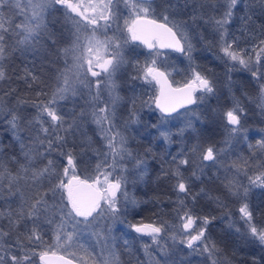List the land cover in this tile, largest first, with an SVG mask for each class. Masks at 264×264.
<instances>
[{"label": "snow or ice", "instance_id": "snow-or-ice-1", "mask_svg": "<svg viewBox=\"0 0 264 264\" xmlns=\"http://www.w3.org/2000/svg\"><path fill=\"white\" fill-rule=\"evenodd\" d=\"M193 2L196 5L193 9V22L200 19L205 24L213 25L214 31L219 34V47L222 53L220 58L226 63L231 62L230 70L239 64L249 69L252 76L261 82L260 106L264 108V64H261V54H264V38L259 39V42L252 47V51L257 53L255 60L257 66L252 67L250 66L252 58L247 55L248 50L240 47L239 38H229L225 27L231 21L234 10L241 0H224L225 10L220 18L205 17L203 14L202 10L206 6H211L212 0H184L186 6ZM121 3L130 11V18L125 20V26L131 40L139 41L149 49L171 48L185 53L191 62L193 45L186 29V21L177 22L172 17V10L178 7L173 0H163L159 5L155 4L154 0H0V81L6 79L4 61L10 54L8 40L13 37H16L12 45L13 50H16L19 45H24L23 50L40 48L45 52L52 51L63 57L72 54L76 81L79 87L88 89L91 102H93L92 120L98 126L99 134L106 141L108 149V152L103 154V160L97 163L95 179H81L76 174L75 157L71 151H64L68 146V135L72 134L76 127V121L73 120L65 127L64 116L52 106L58 101L68 99L69 96H76L79 92V87L70 82L66 72L58 75L57 87L47 103L37 104L17 100L19 106L31 103V106L35 107L38 112L35 122L40 124V128L38 134L32 139L35 147H27L19 134L20 124L25 117L20 114V111L6 109L0 104V116L6 118L9 130L12 131L14 139L19 142L23 157V162H21L13 154L6 161L4 148L0 146V200H3L6 195L11 198L17 194L20 199L15 210H0V219L8 220L7 231L0 225V241H2L0 243V264H35L34 257L36 256L40 264H73L72 259H66L64 255L58 256L51 248L36 251L45 243L46 229L51 232L55 247L69 251L78 246L90 258L95 259L94 248L89 252L81 242V237L89 229H93L98 239L105 238L102 236L104 229H100L101 223L107 226L108 221L114 223L119 219L117 214L120 208L117 193L126 181L123 177L115 180L109 179L112 173L106 169L111 167L115 170V157L119 156L123 159L125 155L131 156V152L125 147L126 140L120 137L118 131H113L116 106L121 100L116 93L117 84L114 77L125 63V59L121 54L117 39L108 37L107 31L113 26L118 27ZM253 3L264 6V0H253ZM56 6H61L66 10V21H71V29H66L63 25L58 27L60 24L58 20L49 19ZM245 7H248L247 3ZM157 8H160L161 19L155 15ZM242 19L250 21L252 16L247 15ZM101 35L105 38L101 39ZM62 43L65 46L62 47ZM192 73V78L183 87H173L168 82L166 74L156 68L155 59H152L151 66H145L142 79L147 84L155 82L159 86V95L153 102L161 113L170 115L178 108L197 104L198 101L202 102L207 95L214 94L215 89L209 78L195 68L192 69ZM24 79L27 83V77ZM32 79L35 80V76ZM93 87L95 88L94 94ZM102 91H107L110 100L103 106H99L96 102L101 101ZM196 91L205 95L196 97L194 95ZM5 94L10 95V93ZM40 94L37 92V96ZM242 112L243 108L237 102L224 113L226 125L230 126L226 129L229 137L241 130ZM81 115L83 116L84 113L81 112ZM185 115L199 118L194 109L189 110ZM45 116L48 118L47 121L44 120ZM185 127L191 128L193 132L196 131L191 119L187 121ZM183 131L184 129H181V134ZM61 132L65 135H60ZM162 135L168 139L167 132ZM117 137H120L119 147L116 143ZM260 147L264 148V144ZM40 148H43V151ZM57 151L67 160V166L64 167L62 175L57 172L54 161L49 158L52 152ZM93 151L96 150L93 149ZM192 151L199 152L201 161L218 162L219 152L211 145L202 147L198 143ZM109 155L113 157L111 164L108 163ZM37 158L41 161L46 160L47 163L42 167H36ZM173 159L175 160L176 157ZM188 162L187 159H180L172 173L177 178L174 190L178 194H184V196H177L178 207L184 209L183 214L179 215L181 227L183 232L187 233L186 241L182 239L181 242H186L189 249L207 253L212 264H220L221 258L225 264H233V261L224 255V249L205 236L206 226L214 217L194 216L185 204L190 188L180 172L179 165H187ZM10 163L18 164V170L12 171L9 167ZM143 163L137 160V165ZM244 163L247 164V161ZM28 179L32 181L29 187L34 188V194L31 197H25L19 187L20 180L27 181ZM45 180L49 185L47 189L44 188ZM251 182L264 186V176H257ZM224 188L233 197L246 198L248 194L247 188H243L241 192L242 186L227 176ZM122 195L127 199L126 192ZM213 199L216 200L218 206L223 207L219 197ZM131 203L135 205L136 202L133 200ZM239 212L250 237L264 246V229L258 228L253 223V211L246 201L242 203ZM198 221H200L199 224ZM130 226L136 233L151 237L152 243L157 245L165 231L163 225L157 226L154 223ZM231 226L233 225L230 224ZM107 230L110 232V228ZM236 231L240 232V229L237 227ZM14 233H16L15 238H13ZM172 239H175V236ZM145 250L147 251V248ZM161 251L164 252L163 248ZM70 254L75 255V252ZM164 255L167 253L164 252ZM80 259L82 264H87L83 257ZM99 264H119V257L113 251H108L107 254L102 252ZM164 264H168V261H164ZM253 264L257 262L254 260Z\"/></svg>", "mask_w": 264, "mask_h": 264}, {"label": "trees", "instance_id": "trees-1", "mask_svg": "<svg viewBox=\"0 0 264 264\" xmlns=\"http://www.w3.org/2000/svg\"><path fill=\"white\" fill-rule=\"evenodd\" d=\"M180 1L186 24L194 34L192 41L194 50L191 53V62L188 57L183 59L181 64L183 74L180 76L174 75V81L180 83L182 80H187L191 77L192 69L195 68L209 78L213 86L217 87V91L214 95L209 96L206 103H202L201 109L195 110L199 117L191 119L196 129L195 132L191 128L185 127L189 119L184 118L182 122H172L166 129L169 134L168 142L154 128L149 132L142 131V134L131 137L132 140L135 138L136 140H133L134 144H131L130 147L135 150L144 163L141 166V176L135 181L132 190L131 198L135 199L137 209L127 214L120 221L128 228H130L131 224L138 222H149L165 227L166 222L171 219L170 214L172 212H177L179 215L182 214L184 209L178 207L177 196H184V194H178L174 190L177 178L172 173L175 171L180 159H187L189 161L187 165H179L182 174L187 175L186 177L184 176V180L190 188V194L187 196L185 204L194 216L214 217L206 226L205 236L223 248L224 255L229 257L233 264H253L254 260L257 264H264V246L252 238L237 235L230 229L227 216L224 215L230 212V209H233L230 205L229 195L219 181L207 176V174L205 176L203 174L199 175V168L201 167L193 169V167L201 165L203 161L200 160L199 152L192 151L193 147L198 143L202 147H206L220 141L222 133L229 127L226 125L223 112L237 102L243 108L241 116L244 115L243 113H247L246 115H250L249 119L251 122L259 124L260 121V126L264 129V114L259 106L261 82L252 76L249 69L243 68L238 64L230 70L229 64L231 62L226 63L224 59L220 58L222 53L218 47L217 38L209 35L208 31L203 26H200V22L195 21L194 23L190 4L186 6L184 0ZM246 3L248 4L247 8L245 7ZM247 15H251L252 20L242 19ZM227 27L229 38H239L240 47L247 49V52H251L253 45L257 44L259 39L264 38V6L253 3V0H241L234 10L233 17ZM15 39L16 37H13L8 40L10 54L4 61L6 79L0 81V104L4 105L6 109L20 111V114L25 117L20 124L19 134L27 147H35L32 144V139L38 134L40 128L39 124L35 122L36 118H33L37 110L31 106V103L19 106L17 100L20 99L37 104L41 102L47 103L52 98L53 92L57 87L58 75L61 71L63 72V70L67 69L54 65L50 51L45 52L40 48L23 50L25 48L24 45H19L16 50H13L12 45L15 43ZM261 64H264L263 59ZM174 66L173 69L175 70L176 66ZM33 76H35V80L32 79ZM25 77H27V83L25 82ZM220 87H224V89H220ZM152 88L154 87L151 86V89L148 90L149 94L143 93L139 99L131 97L135 101L134 104L133 101L131 102L133 112L136 109L137 114L141 115L139 111L145 109V106L151 108L152 94L150 93L153 91ZM123 91V95H126L127 92L128 94L134 92ZM37 92L41 94L37 96ZM136 92H139V90H136ZM5 93H10V95ZM248 96L253 100V103L247 108L244 106V101ZM139 101L142 103L139 104ZM69 106V101L65 100V103L63 102L60 107H57V111H60L65 118L66 127L77 117L76 109H72ZM194 106L191 108H194ZM203 106L205 109H202ZM116 115H118V112H116ZM140 115L139 118L141 119ZM173 116L177 117L178 114ZM31 121L33 125L30 123ZM145 124L152 127L158 125L152 117ZM181 129H184L183 134H181ZM60 135H65V133L61 132ZM99 143L98 136L93 134L92 126L84 125L83 127L78 125L77 122L72 134L68 135V146L64 151L72 152L78 170L77 174L81 178L92 177V170H86L95 165V153H101L97 151L99 150L97 149ZM0 146L4 148L6 161L11 155L15 154L23 162L19 142L14 139L12 131L9 130L6 123L2 122V120H0ZM93 149L96 151L94 152ZM40 150L43 151V148H40ZM174 157H176L175 160L173 159ZM49 158L54 161L57 172L62 174L61 169L65 165L66 158L58 151L52 152ZM110 160H113L111 155H109L108 163ZM46 163V160L41 161L37 158L35 166L42 167ZM9 167L15 172L18 170L19 165L10 163ZM82 167L84 168L83 170L81 169ZM28 175L30 176L31 174L29 173ZM31 183L30 179L19 181L20 190L25 197H31L34 194V188L29 187ZM48 187V182L45 180L44 188L47 189ZM210 197H219L223 207L218 206L216 200ZM19 203V194L11 198L6 195L3 200H0V210H15ZM249 207L253 211V223L256 226H264V194L259 196L256 203L250 204ZM223 215L225 219L222 218ZM0 225L6 231L8 230L7 219H0ZM128 232L130 235L125 242L127 247H121L124 264H142L140 254L135 246L137 233L131 228ZM15 236L16 233L13 234V238ZM44 239L45 243L36 251L47 250L54 246L51 232L47 229L44 233ZM234 252L235 255H233ZM34 260L35 264H40L38 256L34 257ZM182 264L205 263L191 258L185 260ZM220 264H225L223 258H221Z\"/></svg>", "mask_w": 264, "mask_h": 264}, {"label": "rangeland", "instance_id": "rangeland-1", "mask_svg": "<svg viewBox=\"0 0 264 264\" xmlns=\"http://www.w3.org/2000/svg\"><path fill=\"white\" fill-rule=\"evenodd\" d=\"M173 3L178 4V9L181 11L182 3L178 2L177 0H173ZM190 8L193 11L194 7L196 6L195 3H189ZM225 10V4L224 0H212L211 6H206L202 11L205 17H213L220 18L223 16ZM173 11V10H172ZM193 15V12H192ZM196 21L200 22V26H203L205 30L208 31L209 35L214 36V38H217L218 41V47H219V34L214 31L212 24H205L202 20L196 19ZM229 24V23H228ZM228 24L225 26L228 31ZM187 25V24H186ZM189 39L191 40V43L194 39V34L191 32V29L186 26ZM193 45V44H192ZM194 46V45H193ZM220 48V47H219ZM248 56H251L252 67L257 66L255 64L256 55L257 53L254 51L247 52ZM261 60H264V54H261ZM184 58H187V55H184ZM247 58V56L245 57ZM239 65V64H238ZM242 67V66H241ZM244 68V67H243ZM62 72V71H61ZM60 72V73H61ZM63 72H66V74L69 76L70 82L77 84V87H79L77 81H76V69L74 67L63 70ZM193 73L191 74L192 78ZM117 84V83H116ZM145 85L144 87H146ZM233 87V85H231ZM103 88V86H102ZM123 88V89H122ZM126 85L117 84L116 93L121 97L120 102L116 106V112H118L119 108L123 107L122 112L118 115H115V128L114 132H119L120 137H123L126 140L125 147L129 152H131V156L125 155L123 159H120L119 156L116 157V164H115V170L113 168L108 167L106 170L111 172L112 175L109 177L111 180H115L117 178L123 177L126 182L122 184L121 190L119 193H117V200H118V207L120 208V212L117 214L119 216V219L116 220L114 223L111 221H108L107 226L102 222L100 225V229H104L102 232V236L105 238L98 239V237L93 233V229H89L84 235L81 237V242L84 244V247L91 252L94 248V258H90L83 249H80L78 246L70 249L69 251H65L63 248L55 247L53 246L52 250L61 252L67 256L72 257L73 259L77 260L78 262H81V257L84 258V261L87 262V264H99V257L100 254L103 252L104 254H107L108 251H113L115 254L119 257V264H124L123 257L121 255L122 248L121 247H127L125 242L127 241L129 237V230L127 226L121 223V219L123 217H126L127 214L131 213L135 209H137V205H133L131 201H135L132 197V190L133 185L137 178H139L140 172H141V166L137 165V160H141L140 156L137 155L135 150L130 147L133 140L131 137H134L136 135L142 134L141 132L146 130L148 119L150 117L154 118L155 122L158 124V127L160 130H158L162 135V133L166 132V129L169 127V125L172 122H182L184 118L186 119H193L194 116L185 115V113L189 112V110H196L201 109L200 106L202 103H206L209 99V96L214 95L217 91V87L214 86V94H209L205 97V99L200 102L198 101L197 104H195L194 108H190L189 110H185L178 113V116L174 117H163L160 116L156 109L151 106H145V109L142 111H139L141 113V119L139 118V115L137 114V110L134 109V112L132 110V101L133 98L126 97L123 90L126 89ZM220 89H224V87H220ZM95 93V88L93 87V94ZM205 95L204 93L200 91H196V96L200 97ZM70 106L72 109H76L77 111V117L76 122L78 125H81L84 127L86 126H92L93 134L98 136L99 139V145L98 148L101 153L97 154L95 153V160L93 167L86 170H92V177H88L87 179H95L97 175L96 167L97 163L103 160V154L105 152H108V149L106 147V141L101 138V135L99 134L98 126L93 122L92 120V110H93V102H91V98L88 94V89L79 87V92L76 96H69L68 99ZM110 100L107 91H102L101 93V101L96 102L99 104V106H103L104 103H108ZM65 103V100L58 101L56 104L52 105L54 108L57 109V107L61 106ZM139 104L142 102L139 101ZM253 103V100L248 96V98L244 101V106L247 108L250 107ZM261 103V94L259 93V106ZM123 104V105H122ZM152 104V102H151ZM69 106V107H70ZM233 107V106H232ZM232 107H229L227 110L223 112L224 113L231 109ZM254 107V106H253ZM255 108V107H254ZM202 109H205L203 106ZM261 111H263L264 114V108L260 106ZM156 112V115H152V112ZM60 113V111H58ZM81 112L84 113V115H81ZM135 113V115H133ZM61 114V113H60ZM244 115L241 116V130L229 137V133L227 130H224V133H222V136L220 138V141L210 144L215 148L217 152H219L218 156V162H211V161H203L201 165L193 167V169H197L199 167V175L207 174V176H210L217 181L224 187V181L225 177L227 176L229 179H234L236 182L239 183V185L242 186L241 192H243V188L248 189V194L245 197L237 198L230 196L229 194V200L230 205L233 209H230V212H227V222L229 225H233L230 227L232 232H234L237 235H243L247 238H251L247 231V226L245 225L243 219L241 218V214L239 212V209L245 201L248 203V205L252 203H256L258 200V197L264 194V186H258L256 184H253L251 181L254 180L257 176H264V148H261L260 145L264 144V129L259 124H254L249 119L250 115H246L247 113H243ZM38 116V112L33 118H36ZM225 119V117H224ZM0 120L2 122L6 123L7 120L4 116H0ZM44 120L47 121L48 118L45 116ZM226 121V120H225ZM255 122V121H254ZM31 124L33 125L32 121ZM47 124H45L46 126ZM8 126V125H7ZM40 126V124H39ZM156 126V125H155ZM66 127V126H65ZM230 127V126H229ZM264 128V127H263ZM168 133V132H167ZM120 137H117V147H119ZM168 142V139H166ZM209 146V145H208ZM207 147V146H206ZM88 148V147H87ZM109 161V157H108ZM142 161V160H141ZM244 161H247V164L244 163ZM112 163V160H110L109 164ZM235 165V166H234ZM67 166V160L65 161V165L61 169V173L63 174L64 167ZM84 169L83 167L81 168ZM185 169V168H184ZM181 172V171H180ZM78 173V170L76 168V174ZM61 174V175H62ZM182 174V172H181ZM78 175V174H77ZM80 177V175H78ZM183 178H185L187 175H183ZM185 176V177H184ZM206 176V177H207ZM81 178V177H80ZM140 180V179H139ZM124 192L127 193V199L122 195ZM227 192V191H226ZM228 193V192H227ZM136 202V201H135ZM250 208V207H249ZM183 214V213H182ZM180 214V215H182ZM170 220L166 222V226L164 233H162V237L160 239L159 244H153L151 237L149 236H142L137 235L135 237L137 247V251L140 254V260L142 264H164V261H168V264H182L185 260L188 259H194V260H201L205 264L212 263V260L209 259L207 253H203L201 251H194L193 249H189L186 246V242L182 243L181 240H185L187 238V233H184L181 227V221L179 219V214L177 212H172L170 214ZM224 215L222 216L223 219H225ZM198 224L200 221L197 222ZM240 229V232L236 231V228ZM258 228L264 229V226H257ZM110 228V232L107 230ZM175 236V239H172V237ZM254 240V239H253ZM259 243V242H257ZM107 245V247H105ZM195 247V246H194ZM147 248V251L145 250ZM161 248H163L164 252L167 253V255H164V252L161 251ZM71 252H75V255H71ZM133 264V263H132Z\"/></svg>", "mask_w": 264, "mask_h": 264}, {"label": "flooded vegetation", "instance_id": "flooded-vegetation-1", "mask_svg": "<svg viewBox=\"0 0 264 264\" xmlns=\"http://www.w3.org/2000/svg\"><path fill=\"white\" fill-rule=\"evenodd\" d=\"M177 1L181 3L180 0H177ZM162 2H163V0H154V3L157 5L161 4ZM65 12H66V10L63 7L56 6V9L53 11V15L50 16L49 19L58 20L60 22L58 27L63 25L66 29H71L72 23H71V21H66ZM155 15L158 19H161L160 8L156 9ZM119 16H120V19L118 21V27L113 26V28H111L107 31L108 37H114L117 39V42L120 44L121 54L123 55V57L125 59V63L121 66L119 71L115 74V77H114L115 82L117 84L126 85L127 91H134L131 94L130 93L128 94V92H127V94L125 96L129 97V98L136 97L139 99L143 93L149 94L148 90L151 89V86L154 87V88H152L153 91L150 93V94H152V104L150 106H152L156 109L153 101H154L155 96H156L157 85L155 84V82H153L152 84H147L143 81L142 77H143V71H144L145 66L146 65L151 66L152 59H155L156 60V68L163 70L167 74V76L169 77V79L171 80V82L173 84H180V83L188 82L191 79V77L188 78L187 80H184V81L182 80V82H180V83L174 81V75L180 76L183 74L181 64L183 62L185 53H182V52L178 53V52H175L173 50L161 49L159 47H157L155 49H149L144 44H141L139 41L131 40L130 34L127 32V28L125 26V20H128L130 18V11L125 7V5L123 3H121L119 5ZM172 17L177 22L185 21L182 10L179 11V9L177 7L172 11ZM186 26L188 27V25H186ZM67 34H68V32L66 31V35ZM100 38L104 39L105 37L103 35H101ZM61 46L63 47L65 45L62 43ZM193 50H194V47H193ZM156 53H159V55H156ZM50 54L53 57L54 65L59 66V68L70 69L73 67L74 60H73L72 54H69L67 57L56 55L52 51H50ZM173 66L176 68L175 70L173 69ZM89 79H93V78L89 77ZM145 85H147V86L144 87ZM136 90H139V92L135 93ZM195 94H196V92H195ZM194 105H192L188 108L182 109L175 114H178L179 112L185 111V110L193 107ZM156 111L160 116H163V117H171V116L175 115V114L164 115V114L160 113L157 109H156ZM119 112L120 113L122 112L121 107L118 110V114H119ZM152 115L153 116L156 115V112L155 111L152 112ZM159 127H158V125H156L154 127L147 125V127H146L147 130H144V132L145 131L149 132L152 128H154L156 130H160ZM132 144H134V142H132ZM139 223H149V222H138V223H133L131 225H135V224H139ZM130 228H131V230H133L131 226H130ZM137 235H139V234L137 233ZM52 248H51V250H52ZM55 252H57V251H55Z\"/></svg>", "mask_w": 264, "mask_h": 264}, {"label": "water", "instance_id": "water-1", "mask_svg": "<svg viewBox=\"0 0 264 264\" xmlns=\"http://www.w3.org/2000/svg\"><path fill=\"white\" fill-rule=\"evenodd\" d=\"M161 49H168V50H173V51H175L174 49H171V48H161ZM175 52H178V51H175ZM178 53H180V52H178ZM157 69H159V68H157ZM159 70L162 71V72H164V71L161 70V69H159ZM164 73H165V72H164ZM165 74H166V73H165ZM166 76H167V74H166ZM167 79H168V82H169L173 87H183V86L187 83V82H184V83H180V84H173V83L171 82V80L169 79L168 76H167ZM158 95H159V86L157 85V92H156V96H155V98H156ZM194 95L196 96L195 93H194ZM154 105H155V103H154ZM190 106H192V105H187V106L184 107V108H178L176 112H173V113H171L170 115L175 114V113H177L178 111H180V110H182V109H185V108H188V107H190ZM156 109H157V108H156ZM157 110L160 112L159 109H157ZM160 113H161V112H160ZM162 114H163V113H162ZM164 115H165V114H164ZM81 179H85V178H81ZM140 224H147V223H139V224H135V225H140ZM56 253H57L58 256H59V255H64L66 259H72L73 264H82V263L78 262L77 260H75V259L71 258L70 256H67V255H65V254H63V253H61V252H56Z\"/></svg>", "mask_w": 264, "mask_h": 264}]
</instances>
